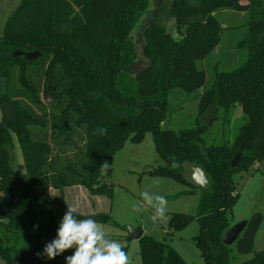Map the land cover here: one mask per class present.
<instances>
[{
  "label": "trees",
  "instance_id": "trees-1",
  "mask_svg": "<svg viewBox=\"0 0 264 264\" xmlns=\"http://www.w3.org/2000/svg\"><path fill=\"white\" fill-rule=\"evenodd\" d=\"M149 5L150 0H21L6 21L0 34V107L13 102L18 109L17 121L0 118V257L6 264L14 259L65 264L75 246L54 260L41 255L59 226L55 206L69 207L65 189L82 186L112 198L115 186L101 181L102 166L128 141L139 143L147 133L154 135L165 164L151 174L188 184L182 164L189 161L201 166L211 183L197 215L173 214L171 232L196 217L195 242L207 264H233V250L222 239L239 195L233 174L258 161L255 142L264 124V0H159L144 31L151 66L134 77L128 72L136 60L132 34ZM225 10L249 16L238 42L247 59L231 71L216 68L210 79L200 64L222 41L219 14ZM172 19L179 40L168 34ZM35 50L42 56L34 60L14 55ZM175 89L198 100L196 127L161 128ZM217 89L218 119L220 109L229 118L235 105L245 115L232 144L208 145L213 124L200 120ZM13 133L26 163L20 177ZM239 152L241 160L232 167ZM51 190L59 192L56 198ZM74 218L109 223L110 215L74 213ZM139 241L142 264H188L166 241L151 236ZM239 264H264V250Z\"/></svg>",
  "mask_w": 264,
  "mask_h": 264
},
{
  "label": "rangeland",
  "instance_id": "rangeland-1",
  "mask_svg": "<svg viewBox=\"0 0 264 264\" xmlns=\"http://www.w3.org/2000/svg\"><path fill=\"white\" fill-rule=\"evenodd\" d=\"M20 1L0 0V34ZM154 5L155 0H150L149 8L132 34L136 43V60L129 66L128 72L134 77L151 66V60L144 52V31L150 24V20L149 24L145 23L149 12L154 10ZM219 19L224 28L222 41L219 47L200 64L210 79L214 77L216 68L221 71H231L241 66L247 59L246 49L240 48L238 42L247 30L248 14L225 10L220 12ZM167 31L174 40L181 39L176 32L173 19L167 23ZM168 104L169 107L161 124L162 129L179 131L196 127L198 100L194 95L175 89L169 93ZM2 116L0 108V118ZM219 116L206 135L208 145L232 144L246 121L239 105L231 109L229 118L225 117L223 109H220ZM13 149L15 175L20 177L26 173V163L15 133H13ZM255 150L258 162L248 164L246 168L233 174L235 192L239 195L230 213V227L239 222H247L239 241L230 245L233 250V264H239L253 257L255 252L264 250V124L255 142ZM106 163L108 167H103L101 181L115 186L114 196L109 198L100 195L102 197L98 199L96 197L98 195L91 194L84 187L69 188L65 199L72 208L76 209V213L82 215L109 213V223L96 222L105 233L106 242H117L121 247L126 248L128 264H142L140 241L128 240L129 228H141L143 236H151L157 241L170 243L188 264H207L195 242L200 232L198 219L195 217L190 224L176 232H171L169 226L170 219L175 213L190 215L199 213L204 189L195 188L174 178L150 173L165 165L157 151L154 135L147 133L139 143L128 141ZM51 192L55 198L59 194L58 191L51 190ZM160 197L164 199L161 200ZM56 206L58 207L55 213L59 223L66 211L58 204ZM159 209H163V212H159ZM153 217L156 219L154 220ZM0 264H6L1 257Z\"/></svg>",
  "mask_w": 264,
  "mask_h": 264
},
{
  "label": "clouds",
  "instance_id": "clouds-1",
  "mask_svg": "<svg viewBox=\"0 0 264 264\" xmlns=\"http://www.w3.org/2000/svg\"><path fill=\"white\" fill-rule=\"evenodd\" d=\"M102 167L107 168V163ZM158 211L162 213L163 209ZM74 213L76 209L69 206L59 222L54 238L45 244L41 255L54 260L75 245L74 253L64 256L65 264H128V256L121 245L106 242L105 233L95 220L88 218L77 221ZM38 227L34 225V228Z\"/></svg>",
  "mask_w": 264,
  "mask_h": 264
},
{
  "label": "water",
  "instance_id": "water-1",
  "mask_svg": "<svg viewBox=\"0 0 264 264\" xmlns=\"http://www.w3.org/2000/svg\"><path fill=\"white\" fill-rule=\"evenodd\" d=\"M14 55H24L28 60H34L42 56V53L35 50L31 52L17 51ZM220 91L217 89L215 97L208 109L201 115L200 120L202 123L210 127L218 119ZM2 114L7 119L17 121L18 109L13 102H7L1 106ZM241 152L237 153L231 161L232 167H235L241 160ZM183 178L191 186L195 188H201L207 190L210 188L211 183L208 177V173L195 162L185 161L182 164ZM246 221L239 222L230 227L223 235V242L230 246L235 243L243 232ZM128 240H139L143 237V230L141 228H129ZM14 264H19L17 259H14Z\"/></svg>",
  "mask_w": 264,
  "mask_h": 264
},
{
  "label": "crops",
  "instance_id": "crops-1",
  "mask_svg": "<svg viewBox=\"0 0 264 264\" xmlns=\"http://www.w3.org/2000/svg\"><path fill=\"white\" fill-rule=\"evenodd\" d=\"M158 2H159V0H155V5H154V10L153 11H151V12H149V16H148V19H147V22L149 21L150 23H151V21L153 20V18H154V14H155V10H156V7H157V5H158ZM145 23V24H149V22L148 23ZM143 25H144V23H143ZM143 25H142V28H143ZM147 26V25H146ZM141 28V29H142ZM140 29V30H141ZM144 30V29H143ZM142 32H140V34H141ZM142 35V34H141ZM256 151V150H255ZM258 162V161H257ZM258 165H260V163H257ZM261 166V165H260ZM73 187H82V186H73ZM69 188H72V187H68V188H66L65 189V191H64V195H65V197H66V191H67V189H69ZM83 189V188H82ZM54 191H56V190H54ZM51 194H53L52 192H51ZM98 199L99 198H101L102 196H100V197H98V196H96ZM68 204V203H67ZM69 205V204H68ZM70 206V205H69ZM56 208L58 207V206H55ZM71 207V206H70ZM55 208V209H56ZM62 209V208H61ZM89 215V214H88Z\"/></svg>",
  "mask_w": 264,
  "mask_h": 264
},
{
  "label": "flooded vegetation",
  "instance_id": "flooded-vegetation-1",
  "mask_svg": "<svg viewBox=\"0 0 264 264\" xmlns=\"http://www.w3.org/2000/svg\"><path fill=\"white\" fill-rule=\"evenodd\" d=\"M1 108V107H0ZM2 111V110H1Z\"/></svg>",
  "mask_w": 264,
  "mask_h": 264
}]
</instances>
